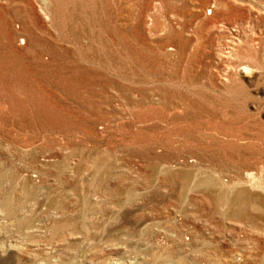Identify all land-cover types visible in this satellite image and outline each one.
I'll list each match as a JSON object with an SVG mask.
<instances>
[{"label": "rangeland", "instance_id": "1", "mask_svg": "<svg viewBox=\"0 0 264 264\" xmlns=\"http://www.w3.org/2000/svg\"><path fill=\"white\" fill-rule=\"evenodd\" d=\"M0 41V264H264V0H0Z\"/></svg>", "mask_w": 264, "mask_h": 264}, {"label": "bare ground", "instance_id": "2", "mask_svg": "<svg viewBox=\"0 0 264 264\" xmlns=\"http://www.w3.org/2000/svg\"><path fill=\"white\" fill-rule=\"evenodd\" d=\"M1 42V41H0ZM2 52V51H1ZM2 56V55H1ZM9 61V60H8ZM41 65V64H40Z\"/></svg>", "mask_w": 264, "mask_h": 264}]
</instances>
